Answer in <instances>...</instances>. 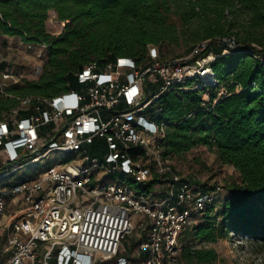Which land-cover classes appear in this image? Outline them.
<instances>
[{
  "label": "built area",
  "instance_id": "built-area-1",
  "mask_svg": "<svg viewBox=\"0 0 264 264\" xmlns=\"http://www.w3.org/2000/svg\"><path fill=\"white\" fill-rule=\"evenodd\" d=\"M50 12L59 35L66 21ZM36 44L42 56L48 45ZM220 45L222 54L239 47L231 35L201 40L176 58L149 44L140 63L93 60L77 73L79 89L54 97L9 92L20 77L0 52V98L18 100L0 119V264H184L182 236L220 187L204 191L163 155L168 123L156 120V101L177 89L206 100L216 93L215 102L227 95L211 66ZM155 179L148 190L134 185ZM137 229L129 251L123 239Z\"/></svg>",
  "mask_w": 264,
  "mask_h": 264
},
{
  "label": "trees",
  "instance_id": "trees-1",
  "mask_svg": "<svg viewBox=\"0 0 264 264\" xmlns=\"http://www.w3.org/2000/svg\"><path fill=\"white\" fill-rule=\"evenodd\" d=\"M50 10L66 21L59 35L47 30ZM180 28L188 36L186 55L205 39L234 35L239 43L227 54L221 45L214 49L211 66L227 95L215 102L216 93L206 100L203 92L177 89L156 101L161 107L156 120L168 123L161 140L164 156L204 146L238 173L225 195L207 205L201 223L182 236L183 263L208 264L218 252L196 244L216 242L218 224L225 234L264 240V0H0V38L22 36L48 45L44 74L9 88L18 96L54 97L77 89L78 71L93 60L102 66L120 56L143 62L149 44L160 48L177 41ZM17 104L16 98H0V119ZM188 181L204 191L216 189ZM156 182L134 185L148 190Z\"/></svg>",
  "mask_w": 264,
  "mask_h": 264
},
{
  "label": "rangeland",
  "instance_id": "rangeland-1",
  "mask_svg": "<svg viewBox=\"0 0 264 264\" xmlns=\"http://www.w3.org/2000/svg\"><path fill=\"white\" fill-rule=\"evenodd\" d=\"M49 13L50 15L46 24L47 30L53 35H56V32L59 29L61 30V27L55 19L53 21L49 20L50 16H52L51 12ZM182 31L183 28H180L178 31L180 33V38L177 41L167 42L163 47H160L166 57L176 58L186 55L185 51L189 42H187L188 36L181 35ZM29 43L30 42H27L22 36H4L0 38V52L12 60L13 69L20 77V81L16 84H12L10 87L18 84L23 85L27 80H38L44 74L45 63L48 60V51L43 52L41 56V47L35 43L33 47L30 48L28 46ZM79 88L80 85L77 89ZM153 92L154 90L151 91V94H153ZM8 113L9 110H4L1 115L3 117ZM171 160L177 171L185 178H191L200 183H207L216 186V188L220 187L221 197L226 193V185L238 179V173L235 171L233 165L221 164L217 160L216 154L204 146L196 147L182 155L173 156ZM47 164L48 163H45L39 167L30 169L26 173L28 174L26 176L37 174ZM201 221L202 217L197 218L192 225L199 224ZM217 231L219 233V238L216 242L196 244L198 247L214 248L218 252V259L208 264H264V240H246L247 238L225 234L219 224L217 225ZM138 235L139 230L137 229L123 239V245L126 249L129 251L132 250V247L137 242ZM5 248V245L1 246L0 255L2 252L4 253ZM136 248L137 244L133 249ZM124 253L128 254V251ZM4 259L5 258L0 256V262H4Z\"/></svg>",
  "mask_w": 264,
  "mask_h": 264
}]
</instances>
